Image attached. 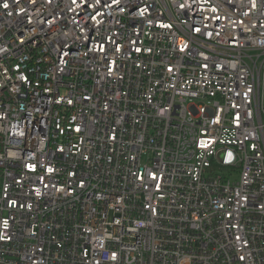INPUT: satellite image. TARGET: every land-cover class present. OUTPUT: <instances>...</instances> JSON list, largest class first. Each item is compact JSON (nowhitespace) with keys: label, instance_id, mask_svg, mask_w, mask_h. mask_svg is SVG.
<instances>
[{"label":"built area","instance_id":"1","mask_svg":"<svg viewBox=\"0 0 264 264\" xmlns=\"http://www.w3.org/2000/svg\"><path fill=\"white\" fill-rule=\"evenodd\" d=\"M0 264H264V0H0Z\"/></svg>","mask_w":264,"mask_h":264},{"label":"snow or ice","instance_id":"2","mask_svg":"<svg viewBox=\"0 0 264 264\" xmlns=\"http://www.w3.org/2000/svg\"><path fill=\"white\" fill-rule=\"evenodd\" d=\"M4 6L7 7V4H5Z\"/></svg>","mask_w":264,"mask_h":264}]
</instances>
